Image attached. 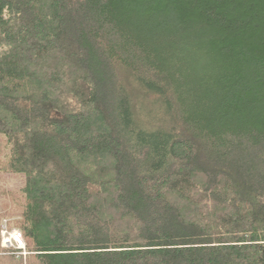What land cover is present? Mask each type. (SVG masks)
<instances>
[{
	"label": "trees",
	"instance_id": "obj_1",
	"mask_svg": "<svg viewBox=\"0 0 264 264\" xmlns=\"http://www.w3.org/2000/svg\"><path fill=\"white\" fill-rule=\"evenodd\" d=\"M0 136L29 264H264V0H0Z\"/></svg>",
	"mask_w": 264,
	"mask_h": 264
},
{
	"label": "rangeland",
	"instance_id": "obj_2",
	"mask_svg": "<svg viewBox=\"0 0 264 264\" xmlns=\"http://www.w3.org/2000/svg\"><path fill=\"white\" fill-rule=\"evenodd\" d=\"M9 158V147L4 137L0 136V229L3 224L9 228H15L14 221L18 217H12L9 214L15 207L21 208L24 205V176L10 174L4 171ZM28 252V251H27ZM30 253L26 257L16 256L11 250L1 247L0 257H10L11 264H29ZM31 255V254H30ZM31 264H34L31 262Z\"/></svg>",
	"mask_w": 264,
	"mask_h": 264
},
{
	"label": "built area",
	"instance_id": "obj_3",
	"mask_svg": "<svg viewBox=\"0 0 264 264\" xmlns=\"http://www.w3.org/2000/svg\"><path fill=\"white\" fill-rule=\"evenodd\" d=\"M0 242L2 248L11 250L16 256L26 257L28 254L23 234L18 229L3 224L0 229Z\"/></svg>",
	"mask_w": 264,
	"mask_h": 264
}]
</instances>
